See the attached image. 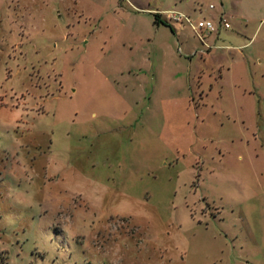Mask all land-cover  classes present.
<instances>
[{"label": "rangeland", "instance_id": "374dc122", "mask_svg": "<svg viewBox=\"0 0 264 264\" xmlns=\"http://www.w3.org/2000/svg\"><path fill=\"white\" fill-rule=\"evenodd\" d=\"M0 256L264 264V0H0Z\"/></svg>", "mask_w": 264, "mask_h": 264}, {"label": "crops", "instance_id": "0c3cea01", "mask_svg": "<svg viewBox=\"0 0 264 264\" xmlns=\"http://www.w3.org/2000/svg\"><path fill=\"white\" fill-rule=\"evenodd\" d=\"M175 12H177V11H175ZM179 13V12H178ZM158 18V20H159V23H156V24H158V25H156V27L159 29L160 27H161V25L160 24H162V23H164L166 26H164V27H171V32L175 35L176 33H178L177 32V29H175V27H173V25H169L168 23H166L165 22V20H164V18L162 17V16H157ZM167 19V18H166ZM177 26H176V28H178L179 29V31H180V33L181 32H183V31H185V29H186V26H183V25H181V24H176ZM180 27V28H179ZM220 29V28H219ZM193 30V29H192ZM194 31V30H193ZM195 33V32H194ZM215 33V32H214ZM220 34V32H219V30H218V32H217V35H219ZM195 35H196V33H195ZM214 36L215 35H213V33L212 34H210L206 39H205V42L203 43V42H201L200 40H199V38L197 37V35H196V37H197V39L199 40V42L197 41V43L195 44V46L194 47H190L189 46V42H188V40H187V38H185V39H183L182 40V43H180V44H182L186 49H188V48H191L190 50H191V52L189 53L190 55H189V58H191V59H189V61H188V63L189 64H194V65H196V62L197 61H202V62H205L204 60H200V59H203V57L204 56H209V55H211V51H213V50H216V48H218V46L216 45V41L218 40L217 38H215V40H214ZM171 45H175V43H174V40H173V42L171 43ZM202 47V48H201ZM201 48V49H200ZM220 48V47H219ZM206 50V51H205ZM200 51H202L201 53H200ZM207 53V54H206ZM153 54H154V51L152 52V56H153ZM153 57H155V56H153ZM194 57H199V59L198 60H196L195 61V59L193 60V58ZM147 59V58H146ZM150 62H152V59L150 60ZM198 63V62H197ZM153 64V63H152ZM158 64V63H157ZM196 69V68H195ZM130 70V72H132V73H136V74H138V73H144V72H146L145 70H143V69H141V68H138L137 70H132V69H129ZM162 70V69H161ZM187 70H188V67H187ZM188 72H190L189 70H188Z\"/></svg>", "mask_w": 264, "mask_h": 264}, {"label": "built area", "instance_id": "2783aa9c", "mask_svg": "<svg viewBox=\"0 0 264 264\" xmlns=\"http://www.w3.org/2000/svg\"><path fill=\"white\" fill-rule=\"evenodd\" d=\"M167 14H168V20H170V21H175V22L182 23L186 19V17L183 14L175 12V11H168ZM219 25L224 27L225 29H229L230 28L229 24L226 22V20L224 19L223 16H221ZM192 29L196 33V35L199 38V40L201 42H203V43L205 42V39L210 34H212V33H214L216 31V27H214L213 24L210 21L199 22L198 25H195V26L192 25ZM201 52L202 51H200V53Z\"/></svg>", "mask_w": 264, "mask_h": 264}, {"label": "trees", "instance_id": "16d2710c", "mask_svg": "<svg viewBox=\"0 0 264 264\" xmlns=\"http://www.w3.org/2000/svg\"><path fill=\"white\" fill-rule=\"evenodd\" d=\"M155 17H156L155 23H159V20L157 19L158 17L157 16ZM0 264H6V260L3 256H0Z\"/></svg>", "mask_w": 264, "mask_h": 264}]
</instances>
